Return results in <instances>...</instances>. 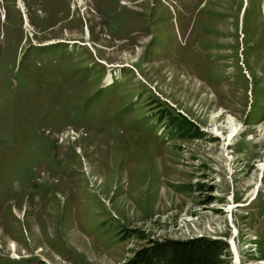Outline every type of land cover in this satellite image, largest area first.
<instances>
[{
	"label": "rangeland",
	"instance_id": "rangeland-1",
	"mask_svg": "<svg viewBox=\"0 0 264 264\" xmlns=\"http://www.w3.org/2000/svg\"><path fill=\"white\" fill-rule=\"evenodd\" d=\"M199 237L264 264V0H0V264Z\"/></svg>",
	"mask_w": 264,
	"mask_h": 264
},
{
	"label": "trees",
	"instance_id": "trees-1",
	"mask_svg": "<svg viewBox=\"0 0 264 264\" xmlns=\"http://www.w3.org/2000/svg\"><path fill=\"white\" fill-rule=\"evenodd\" d=\"M226 241L199 237L156 241L140 249L125 264H228Z\"/></svg>",
	"mask_w": 264,
	"mask_h": 264
},
{
	"label": "bare ground",
	"instance_id": "bare-ground-1",
	"mask_svg": "<svg viewBox=\"0 0 264 264\" xmlns=\"http://www.w3.org/2000/svg\"><path fill=\"white\" fill-rule=\"evenodd\" d=\"M238 130V128H235L234 129V131H232V134L230 135V137H232L233 135H234V133L236 132ZM233 246V245H232ZM235 247V252H236V254H237V262H236V264H241V258H240V255H239V252H238V250H237V248H236V246H234ZM15 248V247H14Z\"/></svg>",
	"mask_w": 264,
	"mask_h": 264
},
{
	"label": "water",
	"instance_id": "water-1",
	"mask_svg": "<svg viewBox=\"0 0 264 264\" xmlns=\"http://www.w3.org/2000/svg\"><path fill=\"white\" fill-rule=\"evenodd\" d=\"M40 264H50L49 262H47L45 259H42Z\"/></svg>",
	"mask_w": 264,
	"mask_h": 264
}]
</instances>
